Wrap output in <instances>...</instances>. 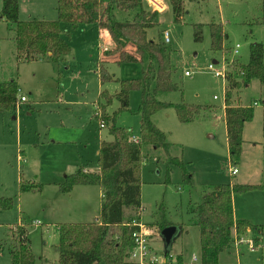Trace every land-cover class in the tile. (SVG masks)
Here are the masks:
<instances>
[{
	"label": "rangeland",
	"instance_id": "obj_1",
	"mask_svg": "<svg viewBox=\"0 0 264 264\" xmlns=\"http://www.w3.org/2000/svg\"><path fill=\"white\" fill-rule=\"evenodd\" d=\"M18 1L20 21L58 18L57 0ZM1 6L0 0V10ZM184 6L182 23H173L168 5L160 15L159 26L148 30V37L155 41L159 35L163 39L162 33L169 34L166 47L171 51L173 81L179 87V91L157 98L172 105L210 107L214 111L185 124L178 121L173 108L152 117L169 149L167 153L152 146L142 149L140 220L148 233L151 255L157 259L148 264H202L199 230L193 225L190 209L215 186L225 184L257 186L233 194L232 205L235 218L260 227L261 235L249 231L238 236L252 241L256 238L253 250L245 243L233 246L218 255L217 264H264V82L253 79L232 92V103L250 106L253 111L252 119L242 128L239 160L231 165L221 117L226 84L208 69V65L218 69L221 62L228 63L230 73L233 61L246 64L248 46L253 42L262 44L264 64V0H186ZM211 23L220 24L224 34L222 48L215 53L209 49ZM195 25L202 26L200 42L194 40ZM67 31L63 37L72 55L65 64L20 62L16 59L13 26L0 20V83L14 80L18 99H26L16 110L0 112V200L10 199L13 204L10 210H0V264H12L9 249L17 245L19 227L27 230L34 264H57L58 226L94 223L100 216L98 186H92L91 193L82 199L77 194H62L59 184L79 169L98 172L100 144L112 141V136L94 118L95 106L100 91L114 95L119 85L109 82L100 86L96 27ZM235 45L238 49L233 55ZM105 69L120 81L141 75L138 63L115 62ZM139 105L140 93L131 91L128 110L116 116V126L130 138H139ZM118 108L114 101L106 112L112 115ZM169 158L183 162L190 183H182V171L169 166ZM231 168L237 173L231 175ZM24 184L34 189L23 192L20 187ZM163 219L177 229L170 245L165 244L158 225Z\"/></svg>",
	"mask_w": 264,
	"mask_h": 264
},
{
	"label": "trees",
	"instance_id": "obj_2",
	"mask_svg": "<svg viewBox=\"0 0 264 264\" xmlns=\"http://www.w3.org/2000/svg\"><path fill=\"white\" fill-rule=\"evenodd\" d=\"M0 20L13 26L15 32L16 59L20 62L43 61L53 65L63 64L72 49L63 37V32L73 31L81 26L93 25L105 29L113 41L119 38L135 47L140 58L141 75L130 81L114 79L102 63H97L98 77L102 85L116 82L119 91L114 95L101 91L95 106L94 118L103 123L112 136V141H102L99 147L98 172L82 169L65 176L59 184L62 194H69L75 186H99L102 189L99 219L89 224H63L58 226L57 264H131L130 254L134 248L132 234L136 227L132 222H141V180L140 169L143 162L142 149L152 146L155 150L168 152L169 144L163 132L153 123L152 117L163 110L173 108L180 123H191L202 114L214 111L210 107L172 105L159 100L162 94L179 91L173 81L171 51L160 35L157 41L147 36L149 29L159 26L160 12L149 6L147 0H111L112 6L130 20V26L116 30L111 9L103 12L100 0H57L56 21L19 20V1L1 0ZM171 8L173 23L180 24L185 16L186 0H165ZM67 29L63 31L64 27ZM64 28V29H65ZM200 25L194 26V40L202 39ZM209 49L218 52L222 48L224 34L220 24H209ZM117 51V50H116ZM116 51L110 52L116 53ZM122 58L125 57L120 53ZM263 47L260 43L248 46L247 63L240 65L233 61L232 71L225 76L222 116L229 164L239 160L241 133L245 123L252 119V107L232 103V92L245 87L250 80L264 82ZM131 91L140 93L137 114L140 117L138 142L129 141L128 133L116 126V116L129 107ZM19 88L14 80L0 83V112L14 111L19 104ZM119 108L108 115L106 108L112 102ZM264 132V118H263ZM169 166L182 171V183H190L183 162L168 159ZM22 184V183H21ZM257 188L251 185H218L203 195L191 207L193 225L199 230L200 260L202 264H217L218 255L232 247L233 235L237 238L247 230L261 235V228L250 226L246 221L234 220L231 198L233 194L244 193ZM33 185H21V191H30ZM10 199L0 200V210H10ZM160 230L173 226L164 219L158 223ZM17 245L9 249L12 264H34L35 257L29 247L27 230H17ZM257 241L256 238L253 240ZM167 257L169 254L166 255Z\"/></svg>",
	"mask_w": 264,
	"mask_h": 264
},
{
	"label": "crops",
	"instance_id": "obj_3",
	"mask_svg": "<svg viewBox=\"0 0 264 264\" xmlns=\"http://www.w3.org/2000/svg\"><path fill=\"white\" fill-rule=\"evenodd\" d=\"M100 1H101L102 6H103V12H105L107 9H111L117 31H120L124 27L130 26V24H131L130 20L112 6L111 0H100ZM153 1H155L156 4H158L160 6H162L161 3L164 5L161 7L160 11L158 10L160 12V14H163L167 10L168 3L165 0H160V2H158L159 0H153ZM147 2H148V0H147ZM149 6L153 7L150 3H149ZM163 8H165L164 11H162ZM81 27H88V26H81ZM96 29L98 31L99 42H100V44H99L100 46L97 50L98 51V63L100 62V63L104 64L106 67L109 64H112L115 62L138 63L140 65V58L135 53V47L132 44L126 43L123 40H121L120 38L117 42H113L111 37L109 36L108 32L105 29H100L97 27H96ZM163 34L164 33H162V36H163ZM147 36H148V32H147ZM168 37H169V34H168ZM150 40H152V39H150ZM153 41H155V40H153ZM169 43H170V40H169ZM253 43H259V42H253ZM113 50H117L116 53L113 55H109V52L113 51ZM120 53H123L125 55V57L122 58L120 56ZM71 55H72V53H71ZM71 55L67 58V60L71 57ZM67 60L63 64H65L67 62ZM41 62H43V61H41ZM45 63H47V62H45ZM97 74H98V72H97ZM113 78H114V76H113ZM100 84H101V82H100ZM100 86L103 87L102 84ZM20 97H23V96H20ZM221 117H222V123H223L222 114H221ZM223 126H224V123H223ZM224 131H225V128H224ZM241 139H242V133H241ZM91 187L92 186H75L73 188V190L71 191V193H69L68 195L77 194L80 197H82V199H83L84 197H87L88 194L91 193ZM99 189H100V191H99L100 198L102 199V189L100 187H99ZM231 204H232V198H231ZM100 205H101V203H100ZM232 215H233L234 220H239V219L235 218L233 205H232ZM79 224H88V223H79ZM247 233H249V230L246 231V234ZM247 240H249V239L247 238ZM256 242L257 241H255L253 243V245H256ZM133 263L134 262H132V264ZM134 264H136V263H134Z\"/></svg>",
	"mask_w": 264,
	"mask_h": 264
},
{
	"label": "built area",
	"instance_id": "obj_4",
	"mask_svg": "<svg viewBox=\"0 0 264 264\" xmlns=\"http://www.w3.org/2000/svg\"><path fill=\"white\" fill-rule=\"evenodd\" d=\"M148 2L153 6L154 9L160 10L162 6L156 4L155 1L153 0H148ZM163 41L165 44L169 43V37L168 33L164 32L163 34ZM238 49V45H235L234 48L231 50L232 54L235 55L236 51ZM216 65V62L213 63ZM228 63H222L219 65L218 69H214L212 65H208V69L213 72V76L215 78H221L225 82V76L228 73ZM185 76L190 77V74L188 72L185 73ZM215 99V98H213ZM26 99L24 97L19 98V103L25 102ZM96 109V108H95ZM98 115V113H96ZM100 127L103 128V123H100ZM129 141H132L134 143L138 142V139L132 137H128ZM237 171L235 168H231L230 174L234 175L236 174ZM132 226L136 227V231L133 232L132 237L134 239V248L130 254V260L136 264H148V262L156 263L157 259L151 255V250L150 247L148 246V233L146 232L144 226L141 224V222H132ZM247 244L250 251L253 250V241L251 239L249 240H244L241 237L236 238L233 236V241H232V247H238L241 244ZM193 261L196 262V259L193 258ZM164 263L166 261L164 260Z\"/></svg>",
	"mask_w": 264,
	"mask_h": 264
},
{
	"label": "water",
	"instance_id": "obj_5",
	"mask_svg": "<svg viewBox=\"0 0 264 264\" xmlns=\"http://www.w3.org/2000/svg\"><path fill=\"white\" fill-rule=\"evenodd\" d=\"M212 63H215L214 61H212ZM176 227L175 226H169V227H166L162 230L161 232V236L165 242L166 245H170L172 239H173V236L175 235L176 233ZM168 254V253H167ZM166 254V255H167ZM166 261V259H165Z\"/></svg>",
	"mask_w": 264,
	"mask_h": 264
}]
</instances>
